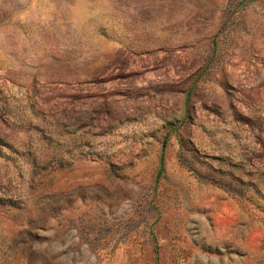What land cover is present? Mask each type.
I'll return each instance as SVG.
<instances>
[{
	"label": "rangeland",
	"instance_id": "1",
	"mask_svg": "<svg viewBox=\"0 0 264 264\" xmlns=\"http://www.w3.org/2000/svg\"><path fill=\"white\" fill-rule=\"evenodd\" d=\"M0 264H264V0H0Z\"/></svg>",
	"mask_w": 264,
	"mask_h": 264
}]
</instances>
